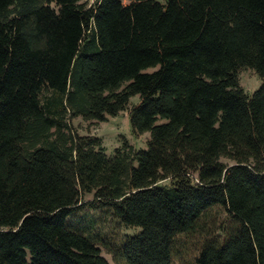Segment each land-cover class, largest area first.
<instances>
[{
	"label": "trees",
	"instance_id": "16d2710c",
	"mask_svg": "<svg viewBox=\"0 0 264 264\" xmlns=\"http://www.w3.org/2000/svg\"><path fill=\"white\" fill-rule=\"evenodd\" d=\"M134 96L144 149L70 128ZM85 206L138 228L124 264H173L213 207L229 225L193 264H264V0H0V264H108L66 222Z\"/></svg>",
	"mask_w": 264,
	"mask_h": 264
},
{
	"label": "rangeland",
	"instance_id": "374dc122",
	"mask_svg": "<svg viewBox=\"0 0 264 264\" xmlns=\"http://www.w3.org/2000/svg\"><path fill=\"white\" fill-rule=\"evenodd\" d=\"M237 79L239 87L248 95L260 85L259 77L250 69H239ZM43 94L45 95V92ZM137 103V96L130 98L124 111L113 117L107 116L103 122L84 121L81 117L69 119L70 128L77 136L99 138L106 155H112L114 149L120 147L123 142L135 150L144 149L148 134L133 135L128 124L129 109ZM221 161L227 162L225 159ZM91 199L92 195L86 194L83 202ZM66 222L71 228L89 237L108 264H124L115 250L127 237L138 231V228L121 225L106 208L90 209L85 206L80 211L71 214ZM228 225L227 215L222 212L221 208H211L206 216L196 224L193 231L175 238L173 264H193V258L203 242L207 240L219 242L223 236V229ZM108 252L115 255L112 256Z\"/></svg>",
	"mask_w": 264,
	"mask_h": 264
},
{
	"label": "built area",
	"instance_id": "2783aa9c",
	"mask_svg": "<svg viewBox=\"0 0 264 264\" xmlns=\"http://www.w3.org/2000/svg\"><path fill=\"white\" fill-rule=\"evenodd\" d=\"M100 0H81L87 7L99 3Z\"/></svg>",
	"mask_w": 264,
	"mask_h": 264
}]
</instances>
